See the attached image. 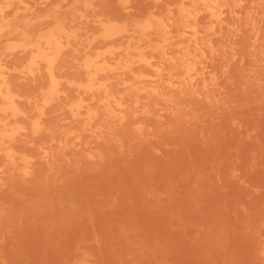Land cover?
I'll use <instances>...</instances> for the list:
<instances>
[{"label":"rangeland","instance_id":"rangeland-1","mask_svg":"<svg viewBox=\"0 0 264 264\" xmlns=\"http://www.w3.org/2000/svg\"><path fill=\"white\" fill-rule=\"evenodd\" d=\"M189 2L0 0V264H264V0Z\"/></svg>","mask_w":264,"mask_h":264},{"label":"bare ground","instance_id":"bare-ground-1","mask_svg":"<svg viewBox=\"0 0 264 264\" xmlns=\"http://www.w3.org/2000/svg\"><path fill=\"white\" fill-rule=\"evenodd\" d=\"M8 4L10 3L8 2ZM215 4H216V0H190L189 5L187 6L188 8L180 10L178 12V17L183 18L182 26L180 27L183 30L184 28H187L190 31V35L196 36V30H195L194 24L192 23L196 19L195 16H197L198 14L204 13L208 17L214 18V13L216 10ZM16 9H17L16 5L13 6L10 11L9 10L6 11L3 7H0V22L5 23L8 15L10 13H15ZM149 27L150 26L148 25L147 29ZM113 29H111V27L103 25L104 36L107 37V36L112 35L115 32L113 31ZM65 35L66 34L62 29L50 31L49 33L43 35V37H40L37 39L39 46L35 48V51L37 52L38 55H39V52L43 50H45V53L56 54L59 48L60 38H62ZM1 38L2 36H0V40ZM38 55H37L38 60L42 63L44 62L45 64V73L46 75H48L50 85L54 86L56 84V77L53 74L55 55H53L52 57H44V56L42 57ZM83 67L85 71L89 74L90 80L95 81L96 72L100 69L101 65H99L97 62L88 61L84 63ZM185 67L187 68V65ZM196 78H197V75H196ZM0 100L2 103V106L0 107L1 114L5 116H9L11 118H15L21 115V111H19V109L16 106V96L10 92L9 85L7 81L5 80V78H3L0 82ZM2 127H3L2 128L3 133H4L5 125H3ZM6 157L11 158L12 152L6 153Z\"/></svg>","mask_w":264,"mask_h":264}]
</instances>
